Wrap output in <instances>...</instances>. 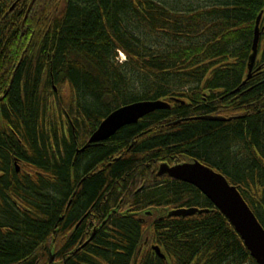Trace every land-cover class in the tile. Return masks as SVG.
<instances>
[{"label":"trees","instance_id":"16d2710c","mask_svg":"<svg viewBox=\"0 0 264 264\" xmlns=\"http://www.w3.org/2000/svg\"><path fill=\"white\" fill-rule=\"evenodd\" d=\"M158 1L37 0L23 25L32 0H0V264H257L211 201L157 184L148 164L199 159L264 227V32L243 86L264 0H202L194 11ZM171 98L180 102L86 147L119 108ZM121 200L130 213L116 211ZM153 205L210 212L157 223L163 260L140 247L132 218Z\"/></svg>","mask_w":264,"mask_h":264},{"label":"water","instance_id":"95a60500","mask_svg":"<svg viewBox=\"0 0 264 264\" xmlns=\"http://www.w3.org/2000/svg\"><path fill=\"white\" fill-rule=\"evenodd\" d=\"M36 2L37 0H32L23 25H25ZM14 9L15 5L11 8V11H14ZM263 17L264 12L259 15L256 21L252 54L248 63L249 75L243 86L252 78V73L256 66L261 42ZM3 99L4 97L0 99V102ZM169 109L170 105L163 101H144L121 107L102 122L99 129L91 137L89 144L105 142L115 136L122 128L137 124L141 119L152 113ZM201 120L214 122L230 121L222 117H204ZM159 175H169L172 179L196 187L228 219L256 263L264 264V227L243 198L239 189L231 185L224 175L199 162L179 165L173 168L163 165ZM209 212L210 210L184 208L173 210L167 216L170 218H187L208 214ZM153 250L161 259H166L160 248L154 247ZM53 262L54 256H51L50 263L53 264Z\"/></svg>","mask_w":264,"mask_h":264},{"label":"flooded vegetation","instance_id":"af4514ba","mask_svg":"<svg viewBox=\"0 0 264 264\" xmlns=\"http://www.w3.org/2000/svg\"><path fill=\"white\" fill-rule=\"evenodd\" d=\"M165 102H167L170 107H174V104L180 102L178 99H175V98H171V99H168V100H165ZM172 102V103H170ZM184 104V103H183ZM170 108V109H171ZM153 114V113H152ZM111 115V114H110ZM109 115V116H110ZM151 115V114H150ZM149 116V115H148ZM108 117V116H107ZM106 117V118H107ZM147 117V116H146ZM105 118V119H106ZM104 119V120H105ZM144 119V118H143ZM141 119V120H143ZM140 120V121H141ZM187 120H190V119H187ZM139 121V122H140ZM185 120H177V121H174V122H171L169 123L168 121L167 122H164V124H166L167 126H178V125H181L184 123ZM138 122V123H139ZM102 124V123H101ZM136 125V124H134ZM131 126V125H129ZM100 127V126H99ZM98 127V129H99ZM127 127V126H126ZM170 128H173V127H170ZM97 129V130H98ZM123 129V128H122ZM96 130V131H97ZM95 131V132H96ZM94 132V133H95ZM93 136V135H92ZM91 136V137H92ZM90 137V139H91ZM89 139V140H90ZM98 144V143H97ZM89 145H96V144H89V141H88V145H86V147H88ZM135 144L131 143L128 150L124 151V152H121L120 155L118 157H113L112 160L110 161L111 164L115 163V161L117 159H122L123 157H125L132 149V147H134ZM85 147V148H86ZM195 162H199L201 164H203L204 166H207L205 165L203 162H201L199 159L191 156V155H187V154H177V155H172V156H166L164 159L161 158V159H157V160H153L151 161V164L149 162L148 166L151 167L154 169L153 172H155L154 176H155V181L157 184H162L163 182H169V183H173V182H177V183H184V182H180V181H177L175 179H172L169 175H163V176H160L159 173H160V169L163 165H167L169 166L170 168H173V167H176V166H179V165H184V164H194ZM15 170H16V173L17 174H21V173H25L27 171V168L24 164H19V161L16 160L15 161ZM164 180V181H163ZM163 181V182H162ZM184 184H188V183H184ZM190 187L192 185L188 184ZM143 187V186H142ZM139 188V190L142 189ZM161 187V186H160ZM194 187V186H192ZM197 191H199L196 187H194ZM138 190V191H139ZM137 191V192H138ZM136 192V193H137ZM200 192V191H199ZM201 193V192H200ZM202 194V193H201ZM203 195V194H202ZM204 196V195H203ZM205 197V196H204ZM206 198V197H205ZM207 199V198H206ZM71 203H69L70 205ZM120 204H122V200L120 201V203L118 204L117 206V209L116 211H119L121 213H123L125 210H128L129 213L131 212V209L129 208H123V206L121 207ZM131 203L130 201L128 200L127 201V204L125 207L129 206ZM123 205V204H122ZM137 210L135 211V215L137 216H134L132 217L133 220L141 225H143V230H144V234H143V240L140 241L141 245L140 247H142V249H147L149 246L151 248L153 247H156V245H152V232L155 231V229H157V223L158 222H161V221H164L166 219V216L168 215L169 212H171L172 210H176V209H172V205H169V207H166L164 208L163 206L161 205H153V206H144L142 209H138L136 208ZM186 209H189V208H186ZM113 211V209H111ZM115 210V208H114ZM121 217V216H120ZM82 221L83 219H81L78 224L75 226V229L73 230H76L78 229L81 225H82ZM96 230V229H95ZM73 232V231H72ZM71 232V234H72ZM94 234V233H93ZM147 247V248H146Z\"/></svg>","mask_w":264,"mask_h":264},{"label":"rangeland","instance_id":"374dc122","mask_svg":"<svg viewBox=\"0 0 264 264\" xmlns=\"http://www.w3.org/2000/svg\"><path fill=\"white\" fill-rule=\"evenodd\" d=\"M182 1V0H181ZM179 0H162V1H158V3H160L161 5L162 4H165V6L169 9V10H174V8H176L177 6H175L177 3L181 2ZM184 1V0H183ZM185 1H188L187 3H182V5L180 7L184 8L185 10H189L190 11H194V10H201V9H204L206 8V3H204L202 0H185ZM206 4V5H205ZM180 9V8H179ZM263 26H264V20H263ZM142 38L143 39H150V37H147V33H144V37L142 35ZM154 43L156 42L154 39H153ZM159 46V45H158ZM124 55V54H122ZM118 61H119V64L121 63H126L127 62V59H126V56L124 55L123 57L121 56V54L118 55ZM134 84V83H133ZM135 84H137L135 82ZM62 95L66 98V99H70V92H69V89L67 88H63L62 89Z\"/></svg>","mask_w":264,"mask_h":264},{"label":"bare ground","instance_id":"6f19581e","mask_svg":"<svg viewBox=\"0 0 264 264\" xmlns=\"http://www.w3.org/2000/svg\"><path fill=\"white\" fill-rule=\"evenodd\" d=\"M90 141V140H89Z\"/></svg>","mask_w":264,"mask_h":264}]
</instances>
